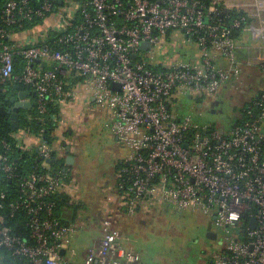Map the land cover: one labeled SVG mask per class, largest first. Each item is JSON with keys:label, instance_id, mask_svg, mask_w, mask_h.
I'll return each instance as SVG.
<instances>
[{"label": "built area", "instance_id": "obj_1", "mask_svg": "<svg viewBox=\"0 0 264 264\" xmlns=\"http://www.w3.org/2000/svg\"><path fill=\"white\" fill-rule=\"evenodd\" d=\"M222 13L201 0H0V91L11 84L13 94H33L22 101L35 106L37 121L58 108L57 131L68 128L64 116L81 99L108 111L111 133L128 150L116 182L125 214L164 204L215 217L220 247L209 264H264V93L246 108L248 115L259 108L255 118L229 127L199 123L173 104L188 96L195 105L213 102L239 76L235 41L216 18ZM245 30L263 36L264 26ZM179 35L196 45L195 60H157L153 52ZM10 139L0 140V180L16 183L7 208L11 218L25 215L27 238L6 224L0 203V248L27 264H68L60 252L78 224L55 217L52 198L68 184L65 168L50 170L58 148L25 129ZM57 142L65 143L62 135ZM15 148L38 161L27 174L12 161ZM8 195L0 190L1 200ZM99 227L83 264H141L110 218Z\"/></svg>", "mask_w": 264, "mask_h": 264}, {"label": "rangeland", "instance_id": "obj_2", "mask_svg": "<svg viewBox=\"0 0 264 264\" xmlns=\"http://www.w3.org/2000/svg\"><path fill=\"white\" fill-rule=\"evenodd\" d=\"M173 41L170 40L153 52L155 58L163 64L169 63L178 57L177 55H181L180 59H187L184 58L188 49L186 42L193 43L182 35L177 37L176 43ZM238 93L239 90L223 92L215 113L208 108L209 101L207 106L202 107L200 104L195 105L194 99L186 97H179L176 111L180 114H190L202 124L213 123L222 126L228 123L232 109H238L243 102L244 97ZM107 114L108 111H99L83 102L76 111L74 120H66L73 130V139L71 138L69 143L72 145L71 156L77 160L76 171L82 174L84 179H88L90 188H87L91 191L98 189L99 175L102 174V178H105L115 159V141L109 129ZM67 116L68 112L64 116L65 119ZM69 171L70 168L67 174ZM71 172L73 173L74 169ZM105 184L101 186L104 187ZM89 218L91 221V217ZM124 218L125 223L116 225L122 236V244L128 247L125 249L137 253L144 264H208L212 253L220 247L219 230L201 213L185 211L177 214L168 205L151 204L133 215L126 214ZM211 231L217 234V240L207 238L208 232Z\"/></svg>", "mask_w": 264, "mask_h": 264}, {"label": "crops", "instance_id": "obj_3", "mask_svg": "<svg viewBox=\"0 0 264 264\" xmlns=\"http://www.w3.org/2000/svg\"><path fill=\"white\" fill-rule=\"evenodd\" d=\"M213 1L215 4L221 5L225 8L245 12L253 20L252 26H264V0ZM186 43L188 49L184 58L187 59L181 60H195L197 56L196 45L194 43ZM235 53L237 60L241 64V72L237 78L231 79L223 86L217 100L210 102V104L208 103V108L214 113L218 110V102L221 101L220 97L223 92L228 93L233 92L234 90H239L238 95L244 97L241 104V106H243L253 97L254 92L264 90V73L260 70V64L264 61V33L263 36H259L251 31L243 33L237 41ZM177 56L181 58V55ZM218 63L221 66L226 67V63L223 60L220 59ZM26 97H28L31 101L33 100V94ZM83 102H85L84 99H81V101L79 100L69 111H67L69 116H67L66 120L69 122L74 120L75 113ZM87 103L90 104L89 102ZM177 103L178 101L173 103L174 107ZM206 103L207 102H204L201 106L205 107ZM241 119L242 116L239 114L238 109H232L228 119L231 120L232 123H226L221 127L233 126L237 122H240ZM65 125L68 126V128L64 129L63 127L62 129L64 131H57L56 129H53L50 133V136L54 137L52 145L58 148V154L55 153L56 158L63 160L66 173H68L67 171L70 168L69 174H67L68 184L65 185V187L57 194L67 196L70 203L75 206V211L71 210L69 212H65V217L66 219L78 224L77 232L73 237L69 248L65 250L64 257L68 264H83L84 256L88 248H90L93 244H97L101 238L99 227L100 219L110 218L116 229V225L126 222V219L124 218L126 214H124L123 200L122 196L117 191L116 182L117 171L121 167L122 161L127 156L128 150L120 145L113 136L115 141V159L112 164V168L106 173L105 178H102V174L99 175V187H97L98 189L91 191L89 189L90 183L88 179H84L82 174H79L78 171H76L77 160L74 158L72 164L65 163L66 156L71 155L72 152V145L69 143V140L72 138L73 134V130H71L70 126L67 125V121H65ZM262 131L264 134V123L262 124ZM61 135L65 142L64 146L62 144L60 145L56 140V138ZM66 146L70 149L68 153L66 152ZM72 169H74L73 173L71 172ZM104 183L106 184L102 187L101 185ZM93 184L94 179L92 178V186ZM89 217H91V221H89ZM88 231L92 233L89 234ZM120 243L123 246L121 235ZM123 247L128 248L125 245ZM140 260V263L144 264L142 258Z\"/></svg>", "mask_w": 264, "mask_h": 264}, {"label": "trees", "instance_id": "obj_4", "mask_svg": "<svg viewBox=\"0 0 264 264\" xmlns=\"http://www.w3.org/2000/svg\"><path fill=\"white\" fill-rule=\"evenodd\" d=\"M203 8H207L211 3H213V0H201ZM217 7L223 11L222 16H217L216 18L219 19V24H221L222 27L228 28L231 32V36L235 41V44H237L238 39L240 36L247 32L245 28L252 27L253 20L243 11L231 9V10H224L223 6L216 4ZM243 17L244 20L241 22L239 27H232V24L235 19H239ZM236 55V53H235ZM260 70L264 73V69L260 67ZM2 86H6L7 89L16 91L17 87L14 88L11 84H3ZM264 93V90L259 92H254L253 97L243 106L238 108L239 114L242 116V119L240 122L248 119V118H255L259 113V108L252 106V114L248 115L246 112V108L251 105V102L255 98H259L260 95ZM2 92L0 91V101L2 100ZM188 98V97H186ZM189 99V98H188ZM48 113L43 116V121H37L34 118L36 115L35 106L32 105L27 109L20 110V126L18 129H25L31 132L34 135H42L43 140L46 141L48 145H52L54 141V137L50 136L51 131L54 129V124L52 123L51 115H54L58 112V108L55 106L50 105ZM237 122L236 124L240 123ZM231 124V120H228L227 124ZM12 130L10 129L9 124L5 121V117L0 116V140H7L10 143H13V140L10 139V134ZM14 144V143H13ZM0 151L2 149L0 148ZM12 161L15 165L18 166V170L21 174H27L31 171V169L37 165L38 161L37 159H34L33 155H30L29 153H24L18 150L17 148L14 149L12 153ZM55 153H52V158L49 162L50 170H60L64 168V162L63 160L55 161ZM42 171L39 169L38 172ZM44 172V170H43ZM0 190L4 191L6 195L9 193L11 196H7L4 200L0 199V203H3L5 206L3 215L5 218V222L7 225L11 226L15 233L21 234L24 238H27V233L24 230V223H25V215L22 212H15L14 217H10V210L7 208L8 204L16 195L17 187L15 182H11L9 180H0ZM54 202V212L55 217L64 224H70L73 223L72 221L66 219L65 212L69 211H75V206H73L70 203V200L65 195H59L55 194V196L52 198ZM178 214V213H177ZM73 219V217H72ZM0 257H2L3 264H23L24 260L17 257H12L10 253L4 249L0 248Z\"/></svg>", "mask_w": 264, "mask_h": 264}, {"label": "water", "instance_id": "obj_5", "mask_svg": "<svg viewBox=\"0 0 264 264\" xmlns=\"http://www.w3.org/2000/svg\"><path fill=\"white\" fill-rule=\"evenodd\" d=\"M142 48H148L147 44H142ZM28 95V92L23 91L17 94H13L10 97H7L4 99L2 102L0 101V116L5 117V121L9 124L10 129L12 131H15L19 128L20 126V110L22 109H27L31 106L30 102H23L22 100ZM188 98H190L188 96ZM4 103H9L10 107L9 108H4ZM57 140V138H56ZM63 146L65 143L62 144ZM69 147L66 146V152H69ZM53 154L56 153L55 151L52 152ZM59 158L55 157V161H58ZM74 158L71 155H67L65 158V163L67 164H72ZM212 224H215V217L212 218ZM254 226V224H253ZM252 226V227H253ZM207 238L210 240H217V234L214 233L213 231L208 232ZM64 250H61L60 254L64 255ZM23 264H27L26 262H23Z\"/></svg>", "mask_w": 264, "mask_h": 264}, {"label": "flooded vegetation", "instance_id": "obj_6", "mask_svg": "<svg viewBox=\"0 0 264 264\" xmlns=\"http://www.w3.org/2000/svg\"><path fill=\"white\" fill-rule=\"evenodd\" d=\"M13 93H14V92H12L11 90H10V91H7V92H5V93H3V94H2V100H1V102H2L4 99H6L7 97L12 96ZM3 106H4V108H9V107H10L9 103H4Z\"/></svg>", "mask_w": 264, "mask_h": 264}]
</instances>
